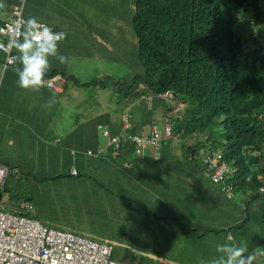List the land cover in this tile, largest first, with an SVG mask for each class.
Listing matches in <instances>:
<instances>
[{
  "label": "trees",
  "instance_id": "1",
  "mask_svg": "<svg viewBox=\"0 0 264 264\" xmlns=\"http://www.w3.org/2000/svg\"><path fill=\"white\" fill-rule=\"evenodd\" d=\"M110 1L108 5L113 9L107 15L115 16V19H109L111 23L125 24V20L130 19L128 26H132L134 33V54L137 55L142 69L130 83L120 79L131 88L126 95L137 96L135 85H143L146 90H141L142 94L138 96H155L154 104L157 106L171 104L167 116H171L170 113L175 107L187 106L181 117H167L175 140L163 139L160 145L147 150L144 166L140 168L143 179L167 186V178L173 173H187V164L190 165L192 173L197 172V161L202 152L198 154L194 151L186 152L183 148L177 149L180 145L176 137L201 138L206 135L207 139L192 145L191 149L205 150V155L221 150L228 163L237 169L232 177L233 191L241 193L242 198L245 197L247 201L244 205V221L230 230L247 227L254 220L250 218L254 215L252 206L259 207L263 203L258 211L259 221L256 222V227L261 228V241L258 242L260 244L256 252H263L264 194L260 189L264 185V43L260 40V33L263 32L261 22L264 21V0ZM24 15L29 18L37 14L31 13L29 9L25 10ZM242 20L256 23L254 26L259 32L245 38L240 27ZM66 43L61 42L59 48L63 55L69 57L72 53L71 45L69 42L66 52L63 48ZM13 55H16L14 48ZM14 67L15 63L8 66L7 70L14 71ZM164 93L173 97L172 101L169 100L170 103L167 102V97H159ZM157 110L158 108L154 115ZM157 120L159 118L154 121ZM173 142L178 145L175 150L162 156L167 151V146ZM75 144L76 141H73L70 146L75 147ZM65 148L66 152L62 151L63 155L59 159L62 172L54 174L51 180L47 177L41 179V175L37 173L36 168H50L45 167L49 166L47 164L43 167H28L22 162L10 165L11 158L0 161V165L9 170L2 198H6L8 204L12 205L28 202L32 206L28 211L29 216L43 219L46 223L40 221L46 225L49 224L47 222L56 221L62 207L70 210L76 218L75 212H72L76 201L80 197L91 198L95 190L91 180L96 187L97 181L91 174L84 173V165L78 162L81 158L83 163H90V158H82L87 156L80 152L79 147L75 151L68 147L59 148L57 152ZM129 149L134 147L129 146ZM155 152L160 153L158 158L155 157ZM42 156L44 155L37 159ZM50 159L53 168H56L57 163L53 158ZM191 162L195 163L191 165ZM72 170L76 171L75 175ZM47 183L52 185L51 191L47 190ZM223 194L224 198L230 200V196ZM50 195L54 199L49 200ZM146 208V205L139 203L137 206L126 207V210L137 209L142 212ZM177 213L164 221L154 214L150 218L152 226L149 225L144 230L147 238H156L161 233H172L176 236L180 230L196 231L194 223L184 220L181 212ZM69 225V228L74 229V225Z\"/></svg>",
  "mask_w": 264,
  "mask_h": 264
},
{
  "label": "crops",
  "instance_id": "2",
  "mask_svg": "<svg viewBox=\"0 0 264 264\" xmlns=\"http://www.w3.org/2000/svg\"><path fill=\"white\" fill-rule=\"evenodd\" d=\"M29 1L37 5L40 3L43 5V10L47 8L50 9L49 12L44 13V17L49 16L48 22L39 20L40 22L46 23L54 31H64L67 33V37L64 40V42L67 43L63 45V48H65L67 52L70 42L72 53L69 58L71 62L77 55L83 52V48L86 44H90L99 53L100 51L103 53L111 52L108 48L101 45L102 42L100 39L94 38V25L100 26L101 18L97 13V2H101V0H70L72 2L71 10L68 8L64 9V7L69 6L66 0H26L24 5H22V16L25 20L27 19L24 15L25 10L30 9L29 7L26 8ZM0 2L6 5L5 9H0V25H4L13 21L14 9L16 6L21 5V3L20 0H0ZM105 3L107 4L109 12H111L112 7L109 6L111 1L106 0ZM74 14H76L75 20L77 24H74L71 27L73 29L69 32L62 28L61 23L68 24L71 21L70 17ZM102 30H106L107 32L108 40L105 44L110 46L111 50L113 49L112 52L114 51L112 45L123 46L132 44L134 46V33L132 27L128 26V23L110 22V24ZM110 38L115 39L113 44H110ZM80 39H84V41ZM82 45L83 47L81 48ZM78 47L81 48L80 51H78ZM59 50L60 53L63 54L62 49L59 48ZM91 54L92 50L88 55ZM0 62L4 67L3 75L6 72V76L0 79V161L11 158L9 162L10 165H18L22 162L28 165V167L32 165H41V167H43L47 164L49 166L45 167L50 168H43L42 170L36 169L38 175H41V179L47 177L51 180L54 174L57 172L61 174L62 172V164L60 165L59 159L63 155L61 152H66L67 148L57 152L59 148L68 147L75 151L77 147H79L80 152L82 151L83 153L86 151H93L97 156L96 161L93 160V162L91 159L92 157H82L85 159L90 158V160L88 159L90 163H83L81 158L78 159V162L80 161L82 165H84L82 166V171L91 174V177L97 181V190L109 189L112 192L120 190L119 198L121 203L125 205V208L131 205L137 206V204L142 203L146 205V210H151V212H145L146 210L141 212L137 209L130 210V220H127V235L119 239V243L124 247L128 246L127 241L131 238L130 236L133 231L139 228V218L142 217L145 222L152 226L150 218H152L154 214L160 217V220L162 218L163 221L168 217L178 214L173 210L170 204L163 206L162 200L155 199L153 193L157 190H160L164 195L163 186L147 182L143 179V172L140 168L144 166V160L147 156L149 147L143 149L136 144L133 146L134 149H129L128 147L124 149L121 154H113L110 151H106L107 148H110L108 147V138L107 135L103 134L105 129H100V126L107 127L113 135L120 134L122 131V116H124V113H121V115L119 114L115 118L111 116L104 117L98 114L96 116V122L93 120L84 122L69 121V118H75L74 113L76 111H82L81 106L76 104L77 93L70 95L71 92L68 91L67 87V82L70 80L73 82V85L80 87L76 72L73 71L74 62H72V66L71 62L67 65H60L55 59H51L50 63L52 68L49 73L52 74L46 77V86L39 93L20 89L17 86V76L15 72L11 69L7 70V67H5L3 63L4 57L2 54H0ZM53 73L56 74L53 75ZM109 78L114 82L116 102L121 96L126 107H128L129 104L135 105L138 102L140 96L132 97L126 95V92L131 88L127 87L128 85L126 84L124 85L120 80L121 78L114 79L113 76H109ZM118 80H120V82H118ZM123 80H127V83H130L131 79ZM50 81L54 82L55 87L47 85ZM96 83L97 85L99 84L97 81L95 83H89V86ZM135 88L136 95L137 92L146 90V87L143 85H135ZM51 92L56 93L58 102L54 107L48 109L43 107V105H45L49 99ZM66 98L68 102L71 103L70 110H67L65 107ZM146 104L145 101L138 104L141 108L145 106L147 108V110H143L144 118L142 120L135 114L136 122L139 124L138 129L140 128L142 132H145L142 134H147L148 132H146V130L151 129L155 125L153 119L154 112L151 110L158 107L157 104H153V109H151V105L149 103ZM69 111L72 115L68 114ZM59 117H64L65 123L71 125L68 129H74L73 132L66 137L60 130L66 128H56L58 129L56 132L50 128L51 119ZM116 119H119V124L116 123ZM160 121L163 122V120ZM137 133L139 132L137 131ZM137 133L133 132V135L136 136ZM73 141H76L75 147L70 146ZM85 142H88V144H85ZM96 144L97 148L94 149ZM177 146L178 145L174 142L170 143L167 146V151L163 153L162 156L172 153ZM110 149L112 150V148ZM40 155L44 156L37 159ZM50 158H53L57 163L56 168H53ZM117 177H120V179ZM122 185L128 186L130 191L122 189ZM186 185L193 186L194 188L193 192L189 194L190 198L183 197L182 201L188 205L189 212L184 213L181 210L178 212L184 215L181 216L184 220L191 221L194 223L193 226L195 228L201 230H192L191 232L180 230L176 236L172 233H168L169 236L161 233L158 234L156 238L150 237L148 239L139 233L136 236V246L133 249L134 258L132 262L134 264H210L217 256V243L235 242V244H239L234 241L236 239H234L233 236H226L225 232L228 228L239 225L244 221L245 213L242 211L240 205H229L228 200L224 198L221 188L214 184L207 174L199 172L192 173ZM114 187L115 189L113 190L112 188ZM97 190L96 192L94 190L93 193L96 196L93 200L95 208L102 204V196L97 194ZM171 190L170 196L175 200H178L179 195L182 196V194L178 192L179 188L176 189L178 191L173 188H171ZM241 201L242 205H246L247 201L245 197ZM228 206L234 217L230 220L225 219L222 222V214L227 211ZM212 221H216L218 225L206 226L207 223H211ZM161 224H163V222ZM123 229L126 230V227H123ZM228 237L232 239L229 240ZM91 240L111 245L113 248L112 259L118 261L114 259L115 245L111 240L101 241L95 238ZM189 242L195 244V247H192L185 255ZM143 246H150L153 250L145 252L143 251ZM129 247L132 248L131 246ZM202 254L204 258L199 260ZM184 255L189 260L184 258Z\"/></svg>",
  "mask_w": 264,
  "mask_h": 264
},
{
  "label": "rangeland",
  "instance_id": "3",
  "mask_svg": "<svg viewBox=\"0 0 264 264\" xmlns=\"http://www.w3.org/2000/svg\"><path fill=\"white\" fill-rule=\"evenodd\" d=\"M106 0H102V2H97L98 11L101 20H100V26L94 25V38L100 39L102 42V46L108 48L111 52L110 53H103L100 51V53L94 49L90 44H86L83 48V52H81L79 55H77L72 62H74V69L73 71L76 72L77 79L79 81L80 87L73 85V82L68 81L67 87L68 91L71 92L70 95L77 93V101L76 104L81 106L82 111H76L75 118H69L70 122H80V121H87V120H93L96 122V116L98 114H101L102 116H111L116 117L121 113H126V104H124L122 96L117 99V102L115 100V88H114V82H112V79L109 78V76H113L114 79H132L136 74H140L141 72V65L138 61L137 55L134 54V47L132 44L123 45V46H117L112 45L114 48V51L110 49V46L106 45L107 42V32L106 30H102L103 28H106L109 24L110 18L115 19L114 15H107L109 12V9L107 8V4L105 3ZM66 3L69 4L68 7H64V9H70L72 2L70 0H66ZM27 7L30 8L31 12H35L37 14L36 18L38 20L47 21L48 17H44V13H47L50 11L49 8L43 10V5L39 3V5L32 3L31 1L28 2ZM63 18V17H60ZM76 14L72 15L70 17V22L68 24L61 23L62 28L69 31L70 28L77 24ZM126 23L130 22V19L125 20ZM256 23L252 24L248 22L247 20L241 21V29H243L244 32H242L245 36V38H249L250 36H254L259 32V29L254 26ZM262 31L260 33V40L264 43V21L261 22ZM132 27V26H131ZM100 36V38H99ZM94 39V42H95ZM81 41H84V39H80ZM110 44H113L114 38H110ZM131 40V39H129ZM82 44V43H81ZM251 44V43H249ZM83 45L81 46V48ZM81 48H77L78 51H80ZM253 49V46L250 47V50ZM92 50V54L88 55V53ZM4 57V56H3ZM78 58V59H77ZM71 62V66H72ZM4 63V62H3ZM4 67L2 63L0 62V79L4 78L6 76V72L3 75ZM98 81V85L93 84L89 86V83H95ZM83 85V86H82ZM118 88V87H117ZM118 94V93H116ZM142 94L141 91L137 92V96ZM144 94V93H143ZM162 95H168L166 96L168 99V103H170L173 97L170 96V94L164 93L160 94ZM119 96V95H117ZM134 97V96H132ZM21 100V98H20ZM171 100V101H169ZM87 101V104H86ZM148 104V103H147ZM146 104V105H147ZM152 108V105L154 104V101H150L149 103ZM174 104V103H173ZM71 103L68 102V99L65 100V107L67 110H70ZM170 105H160L158 106V110L156 111V114L154 115L153 119L156 120V118H159V120L162 121H155V124L160 130L164 129V121L167 120V117L171 118L174 116L181 117L184 113V109L187 108L186 105H180L179 107H175L170 113L171 116H167V111L169 110ZM153 109L155 113V110ZM147 110L146 106L144 108H141L140 106H137L133 108L134 113H136L139 118L142 120L144 118L143 110ZM17 113V112H15ZM69 115H72L71 112H68ZM82 115V119H81ZM93 122V123H94ZM142 122V121H141ZM140 122V123H141ZM92 123V125H93ZM116 123L119 124V120L116 119ZM71 125H68L65 123L64 117L59 118H52L50 128L56 132L58 129L56 128H66V129H60L63 135L66 137L70 135L74 129H68ZM96 126V125H95ZM107 126V125H105ZM55 128V129H54ZM97 129V127H96ZM101 129H107V127H102ZM141 129L139 128V131ZM101 137V136H100ZM179 143V148H187L191 149L192 145H197L196 143L203 141L204 139H207L206 135H202L201 138H196L194 136H189L186 139H182L179 137H176ZM175 140V139H173ZM85 144H88V142H85ZM176 144V143H175ZM97 148V144L94 149ZM193 150V149H192ZM106 151H110L114 154V152L107 148ZM195 153H200L197 161V165L199 168H203V158L205 154L203 151H197L193 150ZM157 156L160 155V153L155 152ZM93 159V158H91ZM96 161V159H93ZM92 160V161H93ZM93 161V162H94ZM195 162H191V165H193ZM186 170L188 173L186 174H179V173H173L170 177L167 178V186H163V192H166L167 195H163L160 190L155 191L154 197L157 200H162L161 202L163 204H170L171 207L175 212H178V210H181L184 213L189 212V207L187 204L183 203V197H189V194L193 192V186H187L186 182L189 177L192 176V171L190 169V165H186ZM185 170V171H186ZM186 171V172H187ZM120 179V177H117ZM93 183V186L95 190H97V187L95 186V182L91 180ZM47 190L51 191L52 185L47 183ZM220 188V185H217ZM171 188L178 189L179 188V194H182V196H178V200H175L173 197L170 196L171 194ZM113 190L115 189L112 188ZM122 189L130 191L129 187L126 185H122ZM119 192L120 190H116L114 192L110 191L109 189L104 190H97V194L102 196V204L100 206L94 207L93 203L91 204L90 201L93 202V200L96 198L95 194L92 195L91 198H83L80 197V200H77L75 203L74 211L76 214V218L73 216L70 210L67 208H61L60 212L56 216V221L54 222H47L49 223L48 226H51L53 228L64 230V231H71L75 232L77 234H80L82 236L88 237V238H95L96 240H111L115 245V253H114V259L120 261V262H126L130 263L132 262L134 258V247L136 246V236L140 233L145 238L147 236L144 233V230L148 228L149 223L145 222V220L141 217L139 218L140 226L139 228L135 229L133 233L131 234V238L128 239L127 243L128 246L124 247L119 243V239L123 238L127 235L128 231V221L130 220L129 217L131 216L130 211L126 212V208L121 203V200L119 198ZM57 194H60L57 192ZM54 199L53 195L49 196V200ZM242 194L239 192H235L232 199L228 200L229 205H240L242 211L245 210L244 205H242ZM6 201V198H4ZM188 201V199H187ZM263 205L261 202L259 204V207L254 206L252 208V213L254 215H251L250 218H254V220L247 224V227H242L240 229H231L232 227L228 228L225 232L226 236H233L234 241L240 243H244L247 245L249 249V253L256 252V249L259 248L261 241V228H257L256 225L259 221V214L258 211L260 210V207ZM93 207V208H92ZM39 213V212H38ZM139 216V215H138ZM246 216V215H245ZM234 216H232V212L228 206V209L225 213L222 214V222L225 219H233ZM41 221L45 222L43 219H40ZM69 224H72L74 226V229L69 228ZM218 223L216 221H212L211 223H207L206 226H217ZM123 227H126V230L123 229ZM256 227V228H255ZM194 230H201V229H194ZM148 239V238H147ZM235 244V242L229 243V244ZM139 244V243H138ZM195 244H192L189 242V245L187 246L186 253L189 252L192 247ZM131 246L132 248H130ZM153 249L150 246H143V251L148 252L152 251ZM264 252V250H263ZM217 253V252H216ZM187 260H189L187 257H185ZM218 255V254H217ZM182 256V255H180ZM204 258V255L202 254L199 258V260H202ZM198 260V261H199ZM146 264V263H141ZM253 264H264V256H257Z\"/></svg>",
  "mask_w": 264,
  "mask_h": 264
},
{
  "label": "built area",
  "instance_id": "4",
  "mask_svg": "<svg viewBox=\"0 0 264 264\" xmlns=\"http://www.w3.org/2000/svg\"><path fill=\"white\" fill-rule=\"evenodd\" d=\"M25 1L20 0L21 5L15 7L12 22L0 25V29L4 30L0 36L5 38L0 39V52L5 56V67L15 63L13 48L9 46L11 29L17 26L18 21L25 20L22 16ZM47 85L55 87L53 81ZM159 138V132L154 129L149 135L133 136L132 141L140 148L147 149L155 145ZM212 166L214 182H224L231 168L222 160L221 155L212 161ZM72 173L76 174V171ZM8 176V169L0 166V264H134L113 260L111 245L50 227L29 216L28 211L32 206L26 201L18 205L8 204L2 198ZM223 190L228 196L232 195L231 186H225Z\"/></svg>",
  "mask_w": 264,
  "mask_h": 264
},
{
  "label": "clouds",
  "instance_id": "5",
  "mask_svg": "<svg viewBox=\"0 0 264 264\" xmlns=\"http://www.w3.org/2000/svg\"><path fill=\"white\" fill-rule=\"evenodd\" d=\"M5 7L6 5L0 2V9H5ZM3 31V29H0V32ZM11 32L12 36L9 46L14 48L16 52V55L13 59L15 62L14 72L17 76V86L24 91H33L39 93L46 86V77L52 68L50 63L51 59H55L60 65H67L71 62L69 57L59 52V44L66 39L67 33L64 31H53L49 25L40 22L36 17H29L26 20L18 21L17 26H14L11 29ZM0 39L5 38L0 36ZM0 54L4 56L2 52H0ZM141 96L135 105L129 104V106L126 107L127 112L123 114L124 116H122V131L120 134L113 135L110 130H108V128L103 131V134L107 135L108 138V147L112 148L114 153L120 154L125 148L135 145V143L132 141L133 136H135L133 135V132L137 133L138 131L139 133L136 135L146 136L151 134L154 129H156L160 134V138L155 145H150L149 148L160 145L161 140L163 139L174 138L171 124L168 123V118L164 121L163 130H160L155 124L151 129L146 130V132H148L147 134H142L145 132H142L141 130L139 131V124L136 122V113H134L133 108H137L138 104L142 101L150 103V101L153 102L155 99V96L151 94H145ZM57 102L58 100L56 93L51 92L49 99L45 105H43V107L50 109L54 107ZM101 128L102 126H100V129ZM184 138L186 139L187 137ZM163 143L167 144V142ZM183 150L186 152L193 151L192 149L187 148ZM88 152L89 151L84 152V155L92 158L95 157L94 159H96L97 156L93 153V151H91V155H89ZM73 154L75 155L76 153L73 152ZM217 155H221L222 160L231 168V172L227 175L225 181L219 183L214 182L212 178V161L217 158ZM155 157L158 156L155 155ZM73 159L75 160V157H73ZM0 166L5 167L2 165ZM236 171L237 169L232 166V164L228 163V161L224 158L223 152L221 150H215L204 156L203 168H199L197 172L207 174L214 184L220 185L222 193L228 195V193L223 189L225 186H231L232 195L230 196V199H232L235 193L233 191L234 181H232V177ZM262 190H264V185L260 189V192L264 194V191ZM228 239L231 240L232 238L228 237ZM216 252L218 255L210 262V264H253L258 255L264 256V252L261 251L249 253V249L244 243H217Z\"/></svg>",
  "mask_w": 264,
  "mask_h": 264
}]
</instances>
